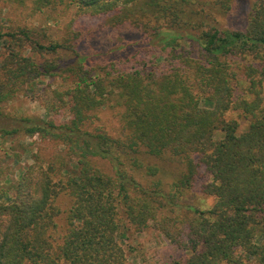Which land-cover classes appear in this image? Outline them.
Returning a JSON list of instances; mask_svg holds the SVG:
<instances>
[{
  "label": "trees",
  "instance_id": "obj_1",
  "mask_svg": "<svg viewBox=\"0 0 264 264\" xmlns=\"http://www.w3.org/2000/svg\"><path fill=\"white\" fill-rule=\"evenodd\" d=\"M140 1L71 0L78 15L115 13V27L184 30L170 36L167 54L128 68L139 53L93 66L67 41L43 43L27 26L4 30L0 8V115L42 78L64 83L47 104L54 117L24 127L30 137L60 144L64 155L38 157L11 200H0V264H130L127 223L142 231L150 222L189 252L165 264H264V0H251L238 30L209 20L194 0H147L135 11ZM207 2L223 13L233 4ZM69 51L73 56L59 61ZM238 85L243 93L235 96ZM113 99L121 107V137L94 126L96 112ZM61 109L69 113L62 119ZM231 110L243 115L244 130L238 118H228ZM142 154L174 164L167 190L164 169L145 164ZM204 175L200 191L214 204L192 208L189 217L170 215ZM162 210L168 213L160 217Z\"/></svg>",
  "mask_w": 264,
  "mask_h": 264
},
{
  "label": "rangeland",
  "instance_id": "obj_2",
  "mask_svg": "<svg viewBox=\"0 0 264 264\" xmlns=\"http://www.w3.org/2000/svg\"><path fill=\"white\" fill-rule=\"evenodd\" d=\"M146 1L141 0L133 9L136 11V9L146 7ZM194 1L205 6L209 20L214 21L224 29L232 30L244 28L251 5V0H233L231 10L223 13L207 2L210 0ZM0 8L3 9L1 25H3L4 30H7L11 24L27 26L37 31L43 43L67 41L73 45L77 53L79 52L81 56L86 57L88 63L93 66L106 65L111 60H117L120 57L126 59L136 53H139L137 57L125 64V68L144 63L150 65V62L155 59V54H167V51L171 49L170 42L172 43V41L168 42L171 39L170 36H175V34L184 31L169 30L162 27L156 33L152 32L151 29L146 32L140 28H134L128 22L124 25L120 24L122 25L120 27H115L111 25L115 21L114 19L112 21L115 13L101 16L78 15L77 7L71 0L43 8L37 6V0H0ZM151 18L152 20L148 21V18L144 17V21L150 26H157L158 23L153 17ZM189 48L194 51V54L198 52L197 43H191ZM61 54L62 56H59L58 59L63 62L65 61L64 57L71 58L74 53L69 51L61 52ZM239 61L242 65L245 64L241 57ZM120 66L123 65L120 64ZM60 85H64L61 77H44L33 87L20 92L15 99L3 106V113L0 115V200L3 202L11 200L15 193V184L27 167L35 162L38 157L40 161H48L57 154L64 155L60 144L57 145L39 135L30 137L24 132V127L29 125L32 120L47 121L50 117H54L47 104L54 97L52 90L62 88ZM242 93V88L238 85L235 89V96ZM247 98L251 97L247 95ZM120 110L121 107L118 106L117 100L113 99L108 107L96 112L100 120H95L94 126L104 127L114 137H121L123 131ZM61 111L62 114H59L58 117L62 119L68 116L67 110L61 109ZM227 116L228 118H238L242 125L241 130L247 127L246 120L238 110L229 111ZM140 157L145 164L156 163L164 169L163 186L167 190L173 179L174 164L167 159H158L145 154ZM65 160L69 161V157H65ZM101 163L105 165L106 161H101ZM127 167L139 179L143 178V170H132L130 164ZM198 179L194 190L182 198V206L175 208L173 213H169L170 215L181 214L182 217H189L192 214V208L206 209L214 204V197L200 191V183L207 180L208 176H200ZM166 213H168L167 210H162L160 217ZM127 224L129 227L127 244L130 249V264H165L172 260L187 257L189 254V252L182 251L172 245L154 227L153 222H150L142 231H136L130 223ZM248 264L259 263L252 259Z\"/></svg>",
  "mask_w": 264,
  "mask_h": 264
}]
</instances>
